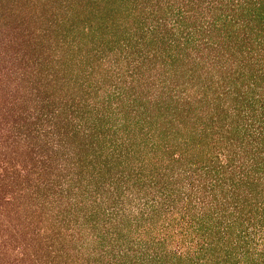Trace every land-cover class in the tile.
Here are the masks:
<instances>
[{
    "label": "trees",
    "instance_id": "trees-1",
    "mask_svg": "<svg viewBox=\"0 0 264 264\" xmlns=\"http://www.w3.org/2000/svg\"><path fill=\"white\" fill-rule=\"evenodd\" d=\"M0 264H264V0H0Z\"/></svg>",
    "mask_w": 264,
    "mask_h": 264
}]
</instances>
